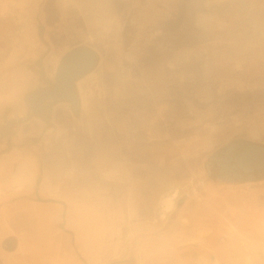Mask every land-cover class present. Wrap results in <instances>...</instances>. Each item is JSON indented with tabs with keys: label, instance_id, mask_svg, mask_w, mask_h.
<instances>
[{
	"label": "clouds",
	"instance_id": "obj_1",
	"mask_svg": "<svg viewBox=\"0 0 264 264\" xmlns=\"http://www.w3.org/2000/svg\"><path fill=\"white\" fill-rule=\"evenodd\" d=\"M37 16L74 28L85 57L38 114ZM0 20L24 37H0V221L17 251L48 264H264L256 190L230 189L203 227L207 174L177 175L159 155L180 132L253 124L264 0H0Z\"/></svg>",
	"mask_w": 264,
	"mask_h": 264
},
{
	"label": "rangeland",
	"instance_id": "obj_2",
	"mask_svg": "<svg viewBox=\"0 0 264 264\" xmlns=\"http://www.w3.org/2000/svg\"><path fill=\"white\" fill-rule=\"evenodd\" d=\"M36 25L37 28H40L39 35L35 36H39L43 44L40 42V40H37L40 46L41 55L40 58L33 63L32 68H30L33 75L37 78L36 87L34 88V90L39 88V91H36V93L33 92L34 95L31 99L32 103L42 99H48V97L50 96L49 94H47V91L51 89V73L54 64L53 59H56L57 57L59 58L64 51L66 52L72 49L73 46L75 47V45H79V43H82V40L75 33H73L70 40L66 41L67 36L65 34L64 28H67L68 26L60 25L52 19H49L42 24L40 23V25L36 23ZM64 47H66V50H63ZM46 61H48L49 63V71H47L46 69ZM77 70L79 71L74 73L70 80H67L65 82L67 89L66 92L60 90L63 85L62 82L59 90H57L54 94L56 103L65 97V95L69 91V84L75 79L77 74L83 70V68H77ZM38 109L39 106H34L31 110L34 113H37L39 111ZM252 110L254 112L253 124L244 131L232 128L225 130L220 134L214 135L211 139H205L202 136L197 135L192 130L177 133L175 139L171 142L166 143L159 153L163 164L170 169V160L174 158L178 159L180 157H185V155L189 153L193 156H191L193 165L190 168L187 167L188 173L185 174L183 172V170L186 171L185 168H182L180 166H177V169H179L183 174H179L178 172L176 173L177 175H187L192 171L203 167L201 163L198 162L200 161L202 156V153L197 152L199 149H210L216 143L223 142L234 137H248L252 140L264 141V74H262L259 78L257 103ZM190 145H192V149L186 151L185 147ZM197 156L199 157L197 158ZM209 167L210 170L213 168V166L211 167V165H209ZM245 185L250 186L252 189L256 190L258 198L264 200V180L259 183H248L238 186H218L217 184L213 185L215 188V192L206 193L204 202L195 210L196 219L200 223V225L206 228L214 227L217 222L218 213L222 210L224 203L226 201L230 202L234 198L232 193L230 192V189H239L241 186ZM2 223L3 222L1 221L0 227L2 226ZM32 253L34 256H36L35 259H32L31 261L30 258H26L25 264H48L46 259L47 253L35 251H32ZM35 260H38V262H35Z\"/></svg>",
	"mask_w": 264,
	"mask_h": 264
},
{
	"label": "flooded vegetation",
	"instance_id": "obj_3",
	"mask_svg": "<svg viewBox=\"0 0 264 264\" xmlns=\"http://www.w3.org/2000/svg\"><path fill=\"white\" fill-rule=\"evenodd\" d=\"M79 47L80 49L70 55L63 64L61 63V60L66 52L64 51L58 58V62L51 73L50 87L51 89H54V91L49 93L50 96L48 99L36 101L34 102V105L43 108L46 101H55L54 94L59 90L62 82L63 85L60 90L66 92L67 89L65 82L70 80L72 75L79 71L77 68L82 69L85 64V57L81 52L82 47ZM38 89L39 88L33 90L31 96H33L36 91H39ZM185 148L186 151L190 150L192 149V145ZM197 152L202 153L201 159L198 162L203 166L202 168L212 185L238 186L241 184L259 183L264 180L263 141L252 140L248 137H234L223 142H218L210 149L206 148L205 150L203 148L199 149ZM191 156V154L187 153L185 157L170 160V169L175 173L178 172L179 174H183L177 169V166H180L185 168L186 171L181 169L185 174L188 173L187 167L190 168L193 165V156ZM198 157L199 156H197V158ZM209 165H211V167L213 166L211 170Z\"/></svg>",
	"mask_w": 264,
	"mask_h": 264
},
{
	"label": "crops",
	"instance_id": "obj_4",
	"mask_svg": "<svg viewBox=\"0 0 264 264\" xmlns=\"http://www.w3.org/2000/svg\"><path fill=\"white\" fill-rule=\"evenodd\" d=\"M39 22H40V18H39V16H37L36 17V23H38L40 25L41 22L40 23ZM39 28H37V25H36L35 35H39ZM64 31H65V34L67 36L66 41L70 40L73 33H75L74 28H72L70 26H68L67 28H64ZM0 37H6L8 40H19L21 45L24 44V37L17 35L16 28L12 27L11 25L5 24L2 20H0ZM35 38H36V40H40V42H41V38L39 36L38 37L35 36ZM4 46H5L4 41H0V48H2ZM75 46H81L82 47V43H79V45H75ZM25 47H26V45H25ZM64 49L66 50V47H64L63 50ZM53 63L54 64L52 67V71L57 64L56 59H53ZM47 65H48V67H47ZM32 66H33V63L29 64V68H32ZM46 69H47V71L50 70L48 61H46ZM31 93L32 92H30L28 97H27L30 109H32L34 106H36V107L38 106V105H34V103L31 102V99H32ZM52 103L54 105L56 103V101H53ZM38 110L39 111L37 113H40L43 111V108H41L39 106ZM3 229H4V226L2 223V226L0 227V264H25L26 258L27 259L30 258L31 261H32V259H35L36 256L33 255L32 251H27V250L17 251V241L11 235L7 236V238H4ZM35 262H38V260H35Z\"/></svg>",
	"mask_w": 264,
	"mask_h": 264
},
{
	"label": "water",
	"instance_id": "obj_5",
	"mask_svg": "<svg viewBox=\"0 0 264 264\" xmlns=\"http://www.w3.org/2000/svg\"><path fill=\"white\" fill-rule=\"evenodd\" d=\"M78 49H80L79 46L74 47V48H72V49L66 51V53H64V55H63V57H62V60H61L62 62H61V63L63 64L64 61H66L67 58H68L70 55H72L74 52H76ZM53 91H54V89H50V90L47 91V94H49V93H51V92H53Z\"/></svg>",
	"mask_w": 264,
	"mask_h": 264
}]
</instances>
